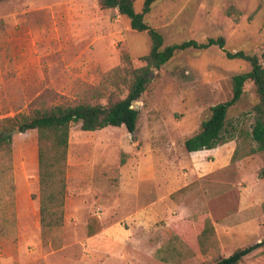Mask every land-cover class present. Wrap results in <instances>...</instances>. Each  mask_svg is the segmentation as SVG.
I'll list each match as a JSON object with an SVG mask.
<instances>
[{"label": "rangeland", "instance_id": "obj_1", "mask_svg": "<svg viewBox=\"0 0 264 264\" xmlns=\"http://www.w3.org/2000/svg\"><path fill=\"white\" fill-rule=\"evenodd\" d=\"M143 3L136 0L137 11ZM146 22L163 35L164 48L224 37L228 51L264 54V0H157ZM150 50L148 33L132 30L127 17L101 9L98 0L3 1L0 127L37 109L106 104L110 93L124 98L125 85L113 84V71L126 65L123 54L133 67L144 66L141 58ZM250 69L219 47L178 52L152 71L135 104V133L124 126L96 132L73 126L64 225L52 240L41 231L37 132H14L17 238L0 236V264H206L187 254L169 262L158 256L180 227L205 213L218 223L228 256L264 240V153L240 158L242 146L233 161L237 141L203 155L192 156L184 147L210 109L232 97L233 77ZM257 102L254 84L247 83L229 118L249 113ZM209 166L216 171L200 178L197 171ZM3 186L0 180L6 219ZM241 264H264L262 250Z\"/></svg>", "mask_w": 264, "mask_h": 264}, {"label": "trees", "instance_id": "obj_2", "mask_svg": "<svg viewBox=\"0 0 264 264\" xmlns=\"http://www.w3.org/2000/svg\"><path fill=\"white\" fill-rule=\"evenodd\" d=\"M3 1L5 0H0V3ZM156 1L144 0L142 9L137 11L136 0H98L101 9H117L120 15L130 20L132 30L146 32L150 36L151 50L148 55L141 58L145 63L144 66L133 67L129 55L123 54V61L126 65L113 71V84L116 87H118V82L125 85L127 93L124 98H119V93H110L106 104L79 102L71 106L37 109L31 115H18L8 119V125L0 127V164H2L0 180L6 184L2 190L8 197L6 210L10 213V216L7 215L8 218L5 219L0 212L1 237L17 238L13 232L17 229L13 133L16 131L20 133L37 132L41 231L46 240H52V237L64 225L71 128L79 125L84 132H96L108 127L124 126L129 133H135L140 117V110L135 107V104L146 92L152 71L160 70L178 52L190 49L205 51L219 47L229 60H242L251 66L248 72L233 77L232 97L210 109V114L203 121L200 131L185 140V150L189 153L214 150L237 141L233 161L238 158L242 146L244 149L240 158L264 153V66L262 64L264 54L259 57L242 50L228 51L224 37L209 38L203 43L190 40L164 48L163 35L146 22V16L151 12ZM247 83L254 84L258 102L249 113L232 120L229 118V113L245 95ZM98 96L101 98L103 94L100 93ZM96 232V224L90 223L89 234L94 235ZM176 232L167 245V252L161 255L164 248L158 253V256L166 262L177 260L183 254H187L201 258L206 264H241L247 256L257 250L261 249L264 254V240H262L245 248L236 249L227 256L215 224L208 213L196 217L195 221L188 222ZM176 247L184 248L185 251H179Z\"/></svg>", "mask_w": 264, "mask_h": 264}, {"label": "crops", "instance_id": "obj_3", "mask_svg": "<svg viewBox=\"0 0 264 264\" xmlns=\"http://www.w3.org/2000/svg\"><path fill=\"white\" fill-rule=\"evenodd\" d=\"M211 150H205V151H200V152H195V153H191L192 154V156H193V154H198V155H203V154H205V153H207V152H210ZM203 157V156H202ZM209 168H210V170L208 169V171H206V172H202L201 170L203 169V168H201L200 169V171H197V173H198V175H199V177L201 178V177H203V176H205V175H207L208 173L209 174H212V173H214L215 171H216V167H210L209 166ZM194 172L196 171V170H193ZM185 176H187V177H185ZM184 177H185V180H184V182L186 183V186L189 184V175H188V173H186L185 175H184ZM216 227H217V232H218V223L216 222ZM219 234V233H218ZM219 238H220V241H221V243H222V246H223V249H224V252H225V249H226V246L224 245V243H223V240L221 239V237H220V235H219ZM257 242H260V241H257ZM257 242H255V243H257ZM228 256V255H227Z\"/></svg>", "mask_w": 264, "mask_h": 264}, {"label": "water", "instance_id": "obj_4", "mask_svg": "<svg viewBox=\"0 0 264 264\" xmlns=\"http://www.w3.org/2000/svg\"><path fill=\"white\" fill-rule=\"evenodd\" d=\"M15 133H20L19 131H16Z\"/></svg>", "mask_w": 264, "mask_h": 264}]
</instances>
